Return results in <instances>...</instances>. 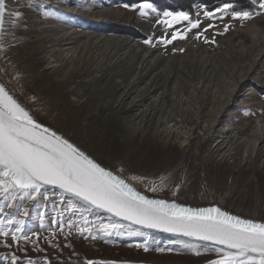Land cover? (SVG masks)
Here are the masks:
<instances>
[{
	"label": "rangeland",
	"instance_id": "rangeland-1",
	"mask_svg": "<svg viewBox=\"0 0 264 264\" xmlns=\"http://www.w3.org/2000/svg\"><path fill=\"white\" fill-rule=\"evenodd\" d=\"M137 4L5 0L0 82L37 122L141 194L264 223V142L254 145L264 132V11L239 19L195 5V20L186 14L199 27L188 31V21L152 3L141 16ZM120 26L152 43L107 33ZM176 32L186 38L166 43ZM34 195L0 189V226L29 237L19 248L0 237V264L12 253L18 264H209L223 255L132 230L58 192Z\"/></svg>",
	"mask_w": 264,
	"mask_h": 264
},
{
	"label": "snow or ice",
	"instance_id": "snow-or-ice-1",
	"mask_svg": "<svg viewBox=\"0 0 264 264\" xmlns=\"http://www.w3.org/2000/svg\"><path fill=\"white\" fill-rule=\"evenodd\" d=\"M124 6L129 7L127 4ZM131 7H138L141 16H146L148 11L155 12L148 2ZM230 7L225 4L217 11L223 12ZM258 7L264 11V0ZM5 9V0H0V27L3 26ZM164 15L178 21H188V31L199 27V21L190 20L186 13ZM233 15L234 18L250 19L253 13L244 11L234 12ZM177 38L185 39L186 36L176 32L171 40L165 42L171 43ZM145 43L151 44L152 41L146 40ZM49 188L67 193L85 205L132 225L207 242L217 253L223 254L209 264H247L248 261L264 264V223L232 215L220 207L193 209L141 194L125 179L103 167L68 139L37 122L7 86L0 82V189L5 193L11 190L13 198L15 193L21 192L35 199L34 194H42V190ZM151 190L155 192L156 188ZM17 223L22 224L23 221ZM86 230L85 227L78 228L81 236ZM0 237H10L15 242L14 245L5 244L9 248H19L21 239L29 240L27 235L20 234L19 228L9 231L2 226ZM196 255H200V252L197 251ZM4 258L7 257H0ZM18 260L19 257L12 253L9 264H18ZM27 264H33V261L28 259ZM88 264L95 262L88 261Z\"/></svg>",
	"mask_w": 264,
	"mask_h": 264
},
{
	"label": "trees",
	"instance_id": "trees-1",
	"mask_svg": "<svg viewBox=\"0 0 264 264\" xmlns=\"http://www.w3.org/2000/svg\"><path fill=\"white\" fill-rule=\"evenodd\" d=\"M151 2L158 12L164 13H181L185 12L193 15V20H195V5H203L205 10L209 13H213L218 9H222L225 4L231 5L229 9L231 12H244L248 11L253 13V16L262 10L255 4L250 3L248 0H145V2ZM123 4H137L141 3L140 0H122ZM118 30L109 31L110 34H121V35H130L136 40L145 41V37L141 33L134 30H127V28L120 26L116 27Z\"/></svg>",
	"mask_w": 264,
	"mask_h": 264
},
{
	"label": "water",
	"instance_id": "water-1",
	"mask_svg": "<svg viewBox=\"0 0 264 264\" xmlns=\"http://www.w3.org/2000/svg\"><path fill=\"white\" fill-rule=\"evenodd\" d=\"M46 190H51V191H54V192H58V193H61L63 195H65L66 197L68 198H71V199H74L76 200L77 202L83 204L81 201H78L76 198L70 196L69 194L67 193H63L59 190H53L51 188L49 189H46ZM85 207L87 208H90L91 210L99 213L100 215L110 219V220H113L121 225H124L132 230H136V231H139V232H143V233H146V234H150V235H157V236H161V237H165V238H170L172 240H177V241H181V242H186V243H191V244H194V245H198V246H203V247H209V248H212L213 247L207 243V242H201V241H196V240H190L189 238L187 237H184V236H181V235H177V234H173V233H168V232H163V231H160V230H155V229H147V228H143V227H140V226H137V225H132L130 224L129 222L127 221H124V220H121L117 217H114L112 216L111 214L107 213V212H104L100 209H96V208H93L89 205H85L83 204Z\"/></svg>",
	"mask_w": 264,
	"mask_h": 264
},
{
	"label": "bare ground",
	"instance_id": "bare-ground-1",
	"mask_svg": "<svg viewBox=\"0 0 264 264\" xmlns=\"http://www.w3.org/2000/svg\"><path fill=\"white\" fill-rule=\"evenodd\" d=\"M73 36V35H72ZM70 36L69 37H67L66 38V40H70ZM129 39V38H128ZM127 46L128 47H134L135 49H137V47L138 46H136V45H134V43H133V41L132 40H127ZM65 52L67 53V55H69V54H72L71 55V59H73V61H74V57H75V53H73V52H71V50L69 49H65ZM71 52V53H70ZM144 52V51H143ZM146 52V51H145ZM147 53V52H146ZM145 62H146V60H145ZM144 64V63H143ZM144 102V101H143ZM155 102V101H154ZM144 113H147V112H144ZM143 113V114H144ZM219 113V112H218ZM217 113V114H218ZM219 115H220V113H219ZM216 120L218 119V115H216ZM216 120L214 121V123H216ZM213 123V124H214ZM52 130V129H51ZM260 130V129H259ZM264 130V129H263ZM54 131V130H53ZM192 131V130H191ZM56 132V131H55ZM189 132V131H188ZM188 132L187 133H178V132H174V134H177V137L178 138H181L182 140H185L184 142H188V139H187V136H188ZM57 134H59L58 132H57ZM59 135H61V134H59ZM190 135H191V133H190ZM61 136H63V135H61ZM64 137V136H63ZM176 137V136H175ZM190 137V136H189ZM65 138V137H64ZM255 138V140H254V145H258V144H262L264 141V132H260V134L258 133V134H256V136L254 137ZM66 139V138H65ZM187 140V141H186ZM70 142V141H69ZM184 142H182V143H184ZM218 142V141H217ZM181 143V142H180ZM187 144V143H186ZM220 146V145H219ZM219 146H218V148H219ZM222 148V147H221ZM248 148V151L251 149V147H247ZM83 151V150H82ZM86 153V152H85ZM87 154V153H86ZM88 155V154H87ZM92 158V157H91Z\"/></svg>",
	"mask_w": 264,
	"mask_h": 264
}]
</instances>
